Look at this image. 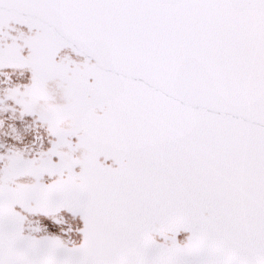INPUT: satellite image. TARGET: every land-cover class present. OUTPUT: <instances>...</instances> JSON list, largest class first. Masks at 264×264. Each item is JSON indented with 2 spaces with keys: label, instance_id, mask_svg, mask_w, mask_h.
<instances>
[{
  "label": "snow or ice",
  "instance_id": "6c2138e0",
  "mask_svg": "<svg viewBox=\"0 0 264 264\" xmlns=\"http://www.w3.org/2000/svg\"><path fill=\"white\" fill-rule=\"evenodd\" d=\"M0 264H264V0H0Z\"/></svg>",
  "mask_w": 264,
  "mask_h": 264
}]
</instances>
